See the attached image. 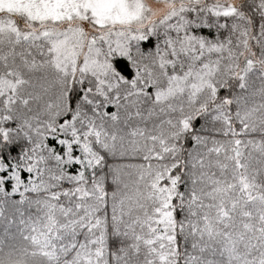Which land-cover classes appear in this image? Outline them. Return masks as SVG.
<instances>
[{
    "label": "snow or ice",
    "instance_id": "obj_1",
    "mask_svg": "<svg viewBox=\"0 0 264 264\" xmlns=\"http://www.w3.org/2000/svg\"><path fill=\"white\" fill-rule=\"evenodd\" d=\"M0 264H264V0H0Z\"/></svg>",
    "mask_w": 264,
    "mask_h": 264
}]
</instances>
